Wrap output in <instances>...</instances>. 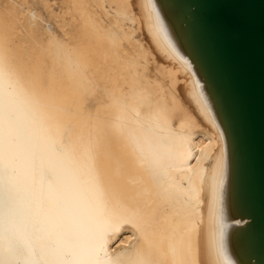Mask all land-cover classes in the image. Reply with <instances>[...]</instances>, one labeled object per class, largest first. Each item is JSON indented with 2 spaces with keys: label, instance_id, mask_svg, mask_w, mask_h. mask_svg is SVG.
Returning <instances> with one entry per match:
<instances>
[{
  "label": "bare ground",
  "instance_id": "obj_1",
  "mask_svg": "<svg viewBox=\"0 0 264 264\" xmlns=\"http://www.w3.org/2000/svg\"><path fill=\"white\" fill-rule=\"evenodd\" d=\"M4 1L0 264H236L225 136L157 2L44 0L61 35Z\"/></svg>",
  "mask_w": 264,
  "mask_h": 264
},
{
  "label": "water",
  "instance_id": "obj_2",
  "mask_svg": "<svg viewBox=\"0 0 264 264\" xmlns=\"http://www.w3.org/2000/svg\"><path fill=\"white\" fill-rule=\"evenodd\" d=\"M223 130L228 254L264 264V0H155Z\"/></svg>",
  "mask_w": 264,
  "mask_h": 264
},
{
  "label": "rangeland",
  "instance_id": "obj_3",
  "mask_svg": "<svg viewBox=\"0 0 264 264\" xmlns=\"http://www.w3.org/2000/svg\"><path fill=\"white\" fill-rule=\"evenodd\" d=\"M4 1V0H1ZM8 0H5L4 3L1 2V7L4 6V4L7 2ZM13 2L17 3L18 7H22L21 6V1L20 0H12ZM30 3H32V1H34L35 3V8L36 10L39 12L40 14V19H39V25H38V29L39 30H44V29H51V31L54 30V32H57L58 34L63 35V31L60 28L57 19L58 18H51L49 17V7L46 6L45 1L43 0H28ZM60 1V2H59ZM49 4L51 5V8H54L53 12L57 15L58 13L61 14L62 11L64 10V4L62 2V0H48ZM20 3V4H19ZM91 6V5H90ZM47 7V8H46ZM63 7V9L61 8ZM61 11V12H60ZM57 12V13H56ZM42 18V19H41ZM154 23V22H153ZM58 24V26H57ZM49 25V26H48ZM47 26V27H46ZM138 37H142V35H140V32H138ZM131 225L128 223L123 224V226L120 227V230L118 232V236L116 238V245L120 242V239H125L126 235L129 233V231L131 230ZM127 233V234H126Z\"/></svg>",
  "mask_w": 264,
  "mask_h": 264
}]
</instances>
